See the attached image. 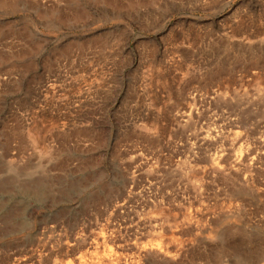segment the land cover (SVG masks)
Here are the masks:
<instances>
[{
	"label": "rangeland",
	"instance_id": "1",
	"mask_svg": "<svg viewBox=\"0 0 264 264\" xmlns=\"http://www.w3.org/2000/svg\"><path fill=\"white\" fill-rule=\"evenodd\" d=\"M9 2L16 4L13 10L9 9ZM115 2L124 5L119 4L115 9L91 0H6L5 8L0 7V180L11 176L17 179L7 182L10 191L0 192L5 198L0 215L12 204L20 203L18 206L27 225L31 221L37 229L56 220L53 217L62 212L61 218L68 223L84 215L85 218L78 222V229L93 231V226L96 229L98 225L88 216L90 211L84 207V200L94 185L78 179L91 174L94 171L92 168L101 169L103 179L112 180L110 183L117 186L125 173L123 170H127L125 174L138 179V190L144 184L142 160H160L159 174L163 175L165 182L161 189L169 190L167 181L178 180V175L168 168L166 160H184L189 154L183 142L191 130L181 129L173 118L190 93L196 94L198 105H201L202 112L205 110L202 119L200 117L202 121L210 114L216 116L224 112L223 115L238 119V130H247V138L263 134L264 139V95L260 93L264 91L261 87H264V60H259L258 65H251L248 61L250 55L247 54L264 52V0H142L134 9L126 7V0ZM55 8L67 16L85 8L87 15L55 24L51 19L53 17L39 16ZM48 20L49 26L46 23ZM147 21H155L151 22L155 26L148 25ZM230 33L233 37L227 38L226 34ZM232 38L231 43H236L234 48L224 46ZM151 40L154 45L143 44ZM240 45L244 46L241 48ZM64 46L68 50L59 54L57 50ZM236 49L242 50V56L238 57ZM215 65L223 66V70L212 80H206L208 70ZM183 72L191 75V80ZM158 73L166 76L168 84L173 82L171 90L175 98H167V102L162 104L163 108H168L166 133L155 134L146 140L141 132L132 127L138 121L134 124L130 121L132 126L127 122L136 116V111L145 112L139 108L141 104H149L154 113L158 111L160 94L156 102L154 94L158 96L163 86ZM183 74L187 78H183ZM173 76L175 79H172ZM177 76L182 80L176 79ZM187 80L192 82L186 85L189 89L185 90V82L182 81ZM45 86L49 90H45ZM180 88L183 91H179ZM219 89L230 96L228 99L225 96V102L215 100L217 97L213 100L209 98V92ZM232 95L236 98L231 99ZM32 125H37L34 129L40 130L41 134V142L34 145L26 136ZM181 130L184 132L180 133ZM123 133H129L125 139H122ZM44 144L53 148V154L57 153L53 159L37 158V152ZM36 159L43 163L41 167L44 166V169H26L25 165L34 163ZM86 159L94 162V166L87 167ZM9 161L16 166H24L25 170L16 172L8 168L6 163ZM47 162H51L52 166ZM260 166L257 170H264V164ZM50 167L55 168L47 169ZM260 173L257 179L263 183L264 172ZM42 175L52 181L43 180L40 183L38 179H42ZM32 180L37 182L39 189H46L48 195L22 190L21 184H33ZM189 180L191 178L184 179L186 186ZM211 187L215 191H211ZM226 188L223 182L215 179L214 184L208 186L207 191L205 189L208 192L206 197L214 200L211 193L218 192L217 200L221 201L226 197ZM113 191L116 190H112L111 197L116 193ZM262 192L260 198L264 197V189ZM123 195L116 196L117 201ZM246 197H249L248 193L231 200H241L255 208L258 201ZM96 203L93 210L95 207L97 213L106 202L100 199ZM134 204L138 205L137 202ZM97 216L98 222H102L100 220L104 215Z\"/></svg>",
	"mask_w": 264,
	"mask_h": 264
},
{
	"label": "bare ground",
	"instance_id": "2",
	"mask_svg": "<svg viewBox=\"0 0 264 264\" xmlns=\"http://www.w3.org/2000/svg\"><path fill=\"white\" fill-rule=\"evenodd\" d=\"M91 1L102 2L105 7L111 6L115 9L118 8L119 4L122 6L124 5L121 3L117 4L115 2L116 0ZM4 2H6V0ZM4 2L0 0V7L5 8ZM141 3L142 0H126L125 5H127L126 7L129 9L130 7L134 9V7ZM15 5L16 4L9 2L8 7L13 10ZM106 14L101 15L107 17L108 15L106 16ZM85 15H87V10L85 8L77 9L72 16L69 15L70 17L56 8L46 14L44 13V15L43 13L39 14L42 18H46L47 16H50V18L53 17L51 19H54V24L57 23V21H59L58 23H66L71 20L82 18ZM147 22L148 25H150L155 21ZM46 23L49 26V20ZM151 26L154 27L155 25L152 24ZM194 36H197V34H194ZM226 36L227 38H231L233 34H226ZM101 39L103 40V38ZM232 40L233 38L229 43L227 42L228 44H224V46L229 45L231 48H234L236 43H231ZM245 40L246 39L243 41ZM104 42L105 41H103V44ZM246 42L243 43L246 44ZM37 44L40 43L38 42ZM79 44L82 45L81 41ZM143 44L145 46H152L154 45V41H146ZM241 46L244 45H240V47ZM237 49L236 52L238 57L242 56V50L237 51ZM251 49L253 50L255 48ZM66 50H68L67 46H64L57 51L59 54H63ZM262 50H264V48ZM255 53L254 51V54ZM154 54L152 55L154 56ZM247 54L250 55L248 56V58L250 57L248 61H250L251 65H258L257 63H259V60H264L263 51L258 54L256 53L257 55H254L253 52ZM1 60H3V58H1ZM222 67L221 65H215L214 68L208 70L206 80L219 74L221 70H223ZM181 72L180 70L179 73ZM183 73H185V75L187 74L186 72ZM185 75L183 74L182 77L187 78L191 76L186 75L187 77H185ZM159 77L161 79V84H163V86L160 87L161 93L159 91L158 96L154 94L155 102L160 94L158 98L160 104H157L158 111L154 113L151 111L154 109L149 108V104H146V107V105L143 106L140 103L141 107L139 108L144 109L145 112L141 113V111H136V116H134L132 120L128 119L127 122L128 124L131 121L130 123L134 124L138 121V123H135V126L129 124L135 128V130L137 129L138 132H141L144 136L142 138L146 140L148 137L155 136V134H159L160 136L166 133V111L168 108L166 106L163 108L162 104L167 102V98H175V94L172 92L173 90H171L173 82L171 81L168 84L167 82L169 81H167L166 76L161 75V73ZM174 77L175 76H173L172 79H175ZM176 79H179V81L182 80L181 77ZM192 79L194 80V78ZM182 82H185L186 86L192 81L190 82L187 80ZM258 82H260V80ZM178 83L179 82H177L176 85H178ZM167 84L169 85L168 89ZM187 87L189 86H186L185 90L189 89ZM192 87L194 89L195 86L192 84ZM198 87L200 86L198 85ZM261 87L264 88L262 85ZM78 88L79 87H77V89ZM44 89L49 90L47 86H45ZM181 89L183 88H180L179 91H183ZM195 90H193V92ZM203 92L206 91L204 90ZM224 92L220 89L213 90L209 92V98L213 100L217 97L215 100L221 99L222 102H225L224 99H226L228 95H224ZM263 92L260 93L264 95ZM198 95H200V93ZM234 95H232L233 97L231 96V99L236 98ZM184 99L185 102H183V100L181 102L182 105H180L182 106L181 109L177 105L179 109L177 108L178 110L174 113L175 117L173 120H175L181 129L190 128L191 130L190 134H188L183 142L189 154L186 155L187 158L184 160H166V164L169 165L168 168L172 170L173 174L178 175V180L174 179L175 181H167L169 190L165 191L161 189L165 182H163V175L159 174L160 160H139L144 166V177L142 176L144 178V184L138 190L136 189L138 186V179L134 175L129 176L125 174L127 170H123L125 173L122 174L121 180L119 179L122 184L119 183L121 185L118 186L119 184L117 183L118 185L115 186L113 185L114 183H110L112 180L108 182L106 179H103L104 177H102L101 169L92 168L94 171H92L91 174L83 178L81 177V179L78 180L82 181L83 179V182L94 185V188L84 200V207L90 211L88 215L90 219L92 218L94 223L98 225L95 227L97 230L94 229V226L92 228L93 231L90 230L89 232L81 228L78 229V222L85 218L84 215H81V217L74 222L71 221V223H68L61 218L62 212L57 215V217H53L57 218L56 220L54 219L51 223H47L48 225L46 224V226L38 227L37 229L31 221L27 225L21 213L22 210L18 206L20 203L18 205L14 203L15 205L12 204L13 206H11L10 209L2 211L0 215V264H264V197L260 198L263 195L264 182L260 183L257 179V176L261 174L260 172H264V170H257L261 164H264L263 134L247 138V130H238V127H240L238 119L236 117H229L228 114L223 115L224 112L222 114L217 112L219 115L216 116H210V114L209 117L207 116L208 118L206 117V119L202 121L201 116H203L202 114L205 110L202 112L201 105H198L196 94L190 93ZM66 101L67 100H65V102ZM116 111H118V108ZM50 120H52V117H50ZM36 126L37 125L30 126L27 131L28 134L26 135L32 145L38 143V141L41 142L40 130H35ZM179 132L183 133L184 131L181 130ZM128 134L129 133H123L122 139H125ZM138 136L140 137V134H138ZM119 140L121 139L119 138ZM40 150L41 151L37 152V158L41 156L45 159H53L55 154H57L55 152L53 154V148L45 144L41 146ZM56 152H58V150ZM36 160L37 161L30 165H25L26 169L30 167L33 168V170H39L38 168H40L43 163L41 164V162L38 161L39 159ZM61 162L60 164H62ZM48 163L49 162H47V164ZM258 163H260V165ZM19 165L16 166L10 161L6 163L8 168H13L16 172L25 168ZM50 165L51 162L49 163V166ZM85 165H87V167H93L94 162L86 159ZM137 167L141 169L140 164H138ZM41 168L44 169V166ZM51 168L53 169L55 167L47 169L50 170ZM9 178L5 179L2 177L0 180V192L5 193V190H7V192L10 191L8 183L12 182V180H17L12 178V176L10 179ZM35 178H37V176ZM186 178H191L188 186L184 184V179L186 180ZM215 179L223 182L227 187V192H225L226 197L221 201L217 200L219 198L217 196L218 192L211 193L214 200H209L205 194L208 193L205 192V189L207 191L208 186H212ZM43 180L48 183L52 181V179L46 178L45 176H43L42 179H38L39 182ZM54 181H56L55 178ZM76 183L78 184V182ZM42 185L43 184H41L40 187H42ZM20 187H22V190L26 191H36V193L39 191V193H37L38 195H41L40 192L48 195L45 191L46 189L43 190V188H38L39 185L37 182L33 184L22 183ZM112 190H116L113 191L116 193L111 197ZM211 191H215V189L211 187ZM123 193L125 194L123 195ZM247 193L249 197L246 198L250 200L256 199V201H258L255 202V208L249 207V203L241 200H231L232 197L237 199L238 196ZM121 195H123V197H121V200L119 197L118 199L120 201H117L116 196L118 197ZM60 196L61 195H59V197ZM100 199H103L106 203L102 204V208L99 207L101 209L96 213L97 210L95 207L93 210V206ZM133 202H137L138 205ZM4 204L5 198L0 194V209ZM16 206H18L20 210L19 208H15ZM86 212L87 210L85 213ZM102 214L104 218L100 220L102 222H98L97 215Z\"/></svg>",
	"mask_w": 264,
	"mask_h": 264
}]
</instances>
